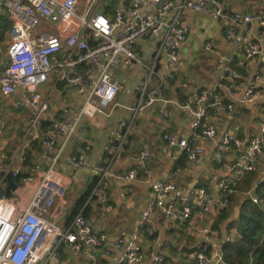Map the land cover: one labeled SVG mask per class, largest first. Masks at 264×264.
Here are the masks:
<instances>
[{
	"label": "built area",
	"instance_id": "built-area-1",
	"mask_svg": "<svg viewBox=\"0 0 264 264\" xmlns=\"http://www.w3.org/2000/svg\"><path fill=\"white\" fill-rule=\"evenodd\" d=\"M100 0H4V8L12 22V40L8 48V62L0 68V92L6 96L20 93L18 105L26 107L30 113L27 127L17 150L9 164L1 172L0 192L6 183L8 174L16 179L15 195L0 196V264H62L61 246L69 244L77 253L86 250L91 255V264H105L93 256L94 249L102 248L109 254L111 247L127 244L121 262L140 264L146 255L143 246L135 240L126 242L124 238L112 241L108 231H96L88 221L83 209L73 220L62 226L51 215L57 202L65 200L69 181L58 169L63 156L71 169L88 164L89 145L78 153H66L67 143L73 137L81 140L86 128L82 125L84 116L89 112L111 115V106L115 102L122 85L113 75L112 69L122 65L143 62L140 43L149 35H159L160 44L156 53V62L163 60L167 67H172L179 60V44L185 41L189 27L185 22V11L193 10L210 14L219 20L225 28L227 38L237 39L236 27L258 20L264 26V12L252 13L235 11L228 14L221 0H134L125 10H117L113 18L103 14L99 9ZM153 5L152 10L146 6ZM172 13L169 19L166 16ZM166 19V20H165ZM93 41L94 43H91ZM213 43L207 42L205 48L213 49ZM65 50V53L62 51ZM245 55L253 58L261 53L258 43L248 41L244 48ZM62 53V54H61ZM57 73L56 80L67 79L68 84L77 87L79 93H87L85 102L77 115L72 118L67 112L55 113L47 99L39 91V86L49 80L52 73ZM150 73H154L151 68ZM225 75L233 79L239 73L228 64ZM255 81L240 91L233 82L226 87L230 100L222 97L210 99V93L203 90L200 94L183 102H176L193 114L192 132L188 137L179 138L175 132L165 133L168 145H178L190 163H195L206 153L203 141L217 135L216 126L207 119L209 110H233L237 102L255 99L264 100V89ZM151 79L148 77L135 87L139 95L137 108L153 105L161 96L162 88L158 86L148 91ZM67 85V84H66ZM110 108V110H108ZM88 111V112H87ZM161 112L168 117L163 107ZM136 115L130 120H122L118 127L119 153L128 140ZM8 127L7 121L0 123V134ZM62 137V143L56 151L50 150L56 144V138ZM38 142L41 151L49 159V166L42 171L38 182L33 176H22V164L26 161L27 151L32 143ZM114 140L107 146L100 158L93 164L99 173L98 186L104 188L110 178L138 179L139 167H133L125 173L113 172L104 161V156L111 150ZM221 147L233 146L239 151V158L231 165V177L218 182L222 196L216 210L227 208L230 197L237 191L242 179L253 172L258 160L264 158V120L259 132L248 141L234 135L225 134L221 138ZM217 154L221 155L220 151ZM147 150H140L130 155L131 160L146 163ZM219 161L221 159L219 158ZM151 176L149 169L145 170ZM34 183V188L33 184ZM153 198L140 219V224L148 223L154 213L168 219L187 222L195 215V210L204 213L213 205L209 204V194L205 188L197 191V204L189 198L180 197L182 212L177 211L175 193L178 186L173 181L158 180L152 185ZM24 191L30 193L24 200ZM256 201V198L254 197ZM108 210L112 205L106 207ZM150 236L154 227L147 228ZM203 241L193 257L194 264H211L223 262V253L215 249L212 233L202 230ZM157 262H163L162 255L155 256Z\"/></svg>",
	"mask_w": 264,
	"mask_h": 264
},
{
	"label": "crops",
	"instance_id": "crops-1",
	"mask_svg": "<svg viewBox=\"0 0 264 264\" xmlns=\"http://www.w3.org/2000/svg\"><path fill=\"white\" fill-rule=\"evenodd\" d=\"M134 0H100L98 9L110 18L117 10H125ZM146 1V0H143ZM224 10L228 14L235 11L264 12V0H221ZM4 0H0V68L8 62V48L12 40L11 20L4 8ZM153 5L146 9L152 10ZM185 22L189 27V34L185 41L179 44V60L172 67H167L163 60L156 62L155 57L160 44V36L149 35L140 43V52L143 62L122 65L112 69L113 75L119 80L122 88L111 106V115L106 116L98 112L87 111L82 125L86 132L79 140L73 136L67 143L66 153L81 152L85 145H89L87 152L88 164L71 169L62 157L58 169L69 181V189L65 200L57 202L51 215L56 217L62 226H67L69 216L76 207L78 199L87 190L91 183L96 185L84 206L86 217L96 231H108L111 240L124 238L138 241L145 252V259L140 264H194V253L184 251L191 249L203 241L202 230L207 228L212 233L215 249L222 251L223 243L229 237L225 226L221 223L222 213L216 210L222 199L218 182L231 177V165L239 158V151L233 146L221 147V138L225 134H234L245 141L259 132L264 120V100L255 99L248 102H237L233 110H209L207 119L217 128V135L213 139L203 141L206 153L200 156L195 163H190L181 153L178 145H168L164 139L165 133L175 132L179 138L188 137L192 132L193 114L182 108L176 102L200 94L203 90L210 93V99L219 96L228 102L226 87L236 83L237 90H244L255 81L257 74L261 75L259 83L264 89V26L254 20L247 25L236 27L237 39L227 38L226 30L219 20L210 14L193 10L185 11ZM172 13L166 16L169 19ZM165 19V20H166ZM213 43V49L207 50L205 44ZM248 41L256 42L261 47V53L253 58L245 55L244 48ZM65 53V50L62 51ZM61 53V54H62ZM230 64L239 73V76L230 79L225 74V67ZM154 68V73H150ZM150 74V75H149ZM151 79L148 91L161 86L162 100L153 105L137 108L139 95L135 94L136 85ZM57 73L51 74L48 81L39 86V91L47 99L53 112L59 114L67 112L74 118L83 106L87 93H79L77 87L67 84L63 89L57 87ZM21 99L20 93L6 96L0 92V123L7 121L8 127L0 134V176L1 172L11 161L18 148L21 138L27 127L30 116L26 107L17 102ZM168 111L164 116L161 108ZM110 108L108 110H110ZM136 115L134 124L129 133L127 143L118 153V127L122 120H130ZM112 145L104 161L111 171L125 173L133 167H139L138 179L110 178L104 188L98 186L99 173L93 164L100 158L103 150ZM62 143V137L56 138L52 151H56ZM147 150L149 157L145 165L131 160L130 155L140 150ZM220 151L221 155L217 154ZM219 158L221 161H219ZM49 159L41 151L39 143H32L27 151L26 161L22 164V176H33L38 182L42 171L49 166ZM151 171L147 177L145 170ZM251 176L255 186L264 176V158H260L256 169L248 173L242 181ZM173 181L178 186L175 193L176 206L182 212L180 197L189 198L197 204V191L205 188L209 194V204L213 205L209 211L195 215L187 222L179 219H168L154 213L148 223L141 225L140 219L147 211L153 198L152 185L155 181ZM16 182L17 180L14 179ZM241 181V182H242ZM240 182V183H241ZM8 185L6 183L3 187ZM33 188L34 183L32 184ZM4 189V188H3ZM254 197V188L245 193ZM7 196L15 195L13 191ZM30 193L24 191V200L29 199ZM112 205L108 210L106 207ZM237 202L228 208L230 216L238 211ZM154 227L156 232L150 236L148 227ZM127 244L121 247H111L110 253L105 254L102 248L94 249L93 256L105 264H127L121 262ZM62 264H91L92 257L83 249L77 253L69 244L61 246ZM162 255L163 262H157L155 256Z\"/></svg>",
	"mask_w": 264,
	"mask_h": 264
},
{
	"label": "trees",
	"instance_id": "trees-1",
	"mask_svg": "<svg viewBox=\"0 0 264 264\" xmlns=\"http://www.w3.org/2000/svg\"><path fill=\"white\" fill-rule=\"evenodd\" d=\"M253 183L251 176L245 178L230 197L227 211L222 213L221 223L225 226L229 237L222 247L223 262L218 264H264V176L255 186ZM95 185L96 182L91 183L80 196L76 207L68 217V223L86 206ZM252 188L256 201L254 197L245 194ZM237 202L239 207L236 215L228 219L230 215L228 208H232ZM86 212L85 209V215Z\"/></svg>",
	"mask_w": 264,
	"mask_h": 264
},
{
	"label": "water",
	"instance_id": "water-1",
	"mask_svg": "<svg viewBox=\"0 0 264 264\" xmlns=\"http://www.w3.org/2000/svg\"><path fill=\"white\" fill-rule=\"evenodd\" d=\"M68 84V81L66 78L62 79V80H59L57 81V87L59 89H63V87ZM7 181H8V185L0 192V196H4L6 193L10 192V191H14L18 184L14 181L13 177L11 174H8L7 176ZM201 243H199L197 246L191 248V249H188L187 247H185L184 251H187L189 253H194L199 247H200ZM204 264H211L209 261H206Z\"/></svg>",
	"mask_w": 264,
	"mask_h": 264
},
{
	"label": "rangeland",
	"instance_id": "rangeland-1",
	"mask_svg": "<svg viewBox=\"0 0 264 264\" xmlns=\"http://www.w3.org/2000/svg\"><path fill=\"white\" fill-rule=\"evenodd\" d=\"M150 75V74H149Z\"/></svg>",
	"mask_w": 264,
	"mask_h": 264
}]
</instances>
